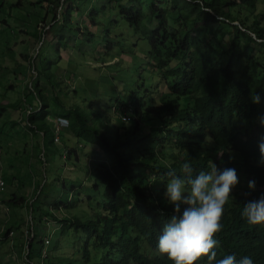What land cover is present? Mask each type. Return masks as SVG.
<instances>
[{
  "label": "trees",
  "instance_id": "obj_1",
  "mask_svg": "<svg viewBox=\"0 0 264 264\" xmlns=\"http://www.w3.org/2000/svg\"><path fill=\"white\" fill-rule=\"evenodd\" d=\"M65 1V10L61 6L40 17L36 32L40 42L59 23L54 43H69V51L59 56H67L72 69L51 68V61L43 71L36 66L31 93L20 91L14 105L24 101L34 109L21 110L25 124L39 132L38 145L26 151V142L18 149L39 158L36 164L26 159L29 170L23 173L42 172L37 166L42 163L39 137L54 146L55 121L67 119L60 132L62 151L71 166L78 167L82 159V176L84 164L92 168L89 179L80 180L93 191L71 195L75 186L65 179L58 185H72L67 193L46 197L42 188L36 197L38 218L34 202L12 195L10 203L32 210L22 232L26 239L20 241L26 264H173L155 248L172 211L162 196L166 173L175 169L183 176L180 164L188 161L195 174L210 160L217 167H235L247 182L255 180L254 188L231 190L215 234L220 241L216 257L234 252L237 258L247 254L254 264H264V223L250 224L240 215L245 200L264 192L257 146L264 133L259 124L264 114V0L50 3L64 6ZM43 43L38 56L53 55ZM255 94L259 102L252 101ZM4 109L0 102V120L13 126L22 122L1 117ZM4 125L0 133L6 135ZM13 134L19 138L22 132ZM94 191L102 201H92ZM193 264H208L206 254Z\"/></svg>",
  "mask_w": 264,
  "mask_h": 264
},
{
  "label": "rangeland",
  "instance_id": "obj_2",
  "mask_svg": "<svg viewBox=\"0 0 264 264\" xmlns=\"http://www.w3.org/2000/svg\"><path fill=\"white\" fill-rule=\"evenodd\" d=\"M50 2L49 0H4L2 3L1 0L0 3V102L5 107L1 117L8 115L18 121L22 120L20 122L22 125L19 124L17 126H13L10 120H0V125L5 123L4 126L8 133L6 135L3 132L0 133V179L4 183L6 182V187L0 189V264L28 263L20 241L26 239L27 233L25 231L24 233L22 232L29 226V224L26 226V223L30 221L32 210L25 206H16L10 203L9 199L12 198L13 194L25 196L28 204L34 202L36 208L34 215L38 218L39 209L37 207L40 199H36V197L42 188L46 197L50 194L59 196L61 193H67L68 187L72 185L75 186V189L71 195H77L78 192L84 194L89 190L93 191L88 183L80 180L82 175L79 165L82 159L80 162L78 161V167L68 164L66 159L67 151H62V145H59L61 143H58V141H55L56 144L53 146L47 140L44 141L43 138L39 137L41 149L39 150L38 147L37 153H41L42 163L37 164V166L39 165L42 172L30 169L31 172L23 173L29 170L28 162L36 164L37 155L36 158H33L24 154L27 153V149L33 150V145H38V140L35 137H37V133L39 132H34L24 122L27 115H24L21 109L24 111L31 109L30 104L23 101L18 106L14 105L17 104L16 101L21 96L19 92L30 91L29 94L31 93L30 87L35 79L38 78L36 66H38V70L43 71V66H48L49 61H51L53 62L50 64L51 68L60 65L68 72L72 69L70 67V59L67 56L61 58L59 56L63 52L69 51L67 48V46H70L69 43H54L58 38L59 23L56 24V28L53 27L52 30L47 32L46 38L42 36V40L39 42L41 36L36 31L40 24L42 25L40 17H44L48 12H59L61 6L65 10L68 6V2L66 1L64 6L58 5L54 7ZM51 13L49 14L52 16ZM76 13L77 10L74 11V14ZM42 42H44V49L53 55L45 58L41 54L38 56V47ZM50 57H52V60H49ZM31 72H33L34 76H31ZM100 77L107 79L103 74H100ZM7 84L12 85L7 87ZM3 85L7 87L5 90ZM105 86L106 84L102 85V87ZM63 122L62 126H66L67 122ZM51 123H54V121L52 120ZM18 130L22 132L19 138L13 134V131L17 132ZM11 140H16V144L11 143ZM26 142H29L25 146L26 151L18 149L19 145H23ZM95 147L98 146L94 145ZM88 148H84V151L94 158L96 153L88 150ZM28 158L27 162L26 159ZM73 158V160H76L75 157ZM44 166L46 169L45 173L43 171ZM81 169L84 170L85 174L82 176V179L84 180L86 177L89 179L88 177L92 173V168L88 170L89 167L84 164ZM13 173L18 178H13ZM45 176L48 177L46 181H44ZM61 179H65L67 183L72 185H66V187L61 183L58 185ZM246 179L245 174L239 175L238 182L231 190L235 191L238 185H241L242 189H245L248 186ZM37 184L40 185L39 190H36ZM91 195L93 202L96 199L102 201V196L99 192L94 191ZM32 223L33 221H31ZM8 226L12 227H9L8 234H6Z\"/></svg>",
  "mask_w": 264,
  "mask_h": 264
},
{
  "label": "clouds",
  "instance_id": "obj_3",
  "mask_svg": "<svg viewBox=\"0 0 264 264\" xmlns=\"http://www.w3.org/2000/svg\"><path fill=\"white\" fill-rule=\"evenodd\" d=\"M251 99L259 102L260 95L255 94ZM63 121L68 124L67 119L62 117L55 121L56 141L62 139L60 132ZM259 124L264 126V114L259 115ZM257 146L258 162L264 163V133L260 134ZM180 169L183 176L177 175L175 169H169L166 173L168 179L164 182L162 196L171 205L172 211L156 237V250L166 254L173 264H193L202 254H206L208 264H254L253 258L247 254L237 258L234 252H228L220 258L216 257L220 241L215 234L222 227L220 217L224 204L238 182L236 168L217 167L210 160L206 169L201 168L195 174L188 161L182 162ZM43 170H46L45 166ZM247 183L250 189L255 187L254 179H249ZM5 187L6 182L0 189ZM240 215L250 224L264 223V192H260L257 198L245 200ZM30 227L34 228V223H30Z\"/></svg>",
  "mask_w": 264,
  "mask_h": 264
},
{
  "label": "bare ground",
  "instance_id": "obj_4",
  "mask_svg": "<svg viewBox=\"0 0 264 264\" xmlns=\"http://www.w3.org/2000/svg\"><path fill=\"white\" fill-rule=\"evenodd\" d=\"M54 140H55V139H54ZM55 141H56V140H55ZM59 142L61 143L62 146H65V145H63V141H62V139L58 140V143H59ZM64 149H65V147H64ZM63 151H64V150H63ZM0 180H1V179H0Z\"/></svg>",
  "mask_w": 264,
  "mask_h": 264
},
{
  "label": "built area",
  "instance_id": "obj_5",
  "mask_svg": "<svg viewBox=\"0 0 264 264\" xmlns=\"http://www.w3.org/2000/svg\"><path fill=\"white\" fill-rule=\"evenodd\" d=\"M4 187V182L2 180H0V188Z\"/></svg>",
  "mask_w": 264,
  "mask_h": 264
}]
</instances>
